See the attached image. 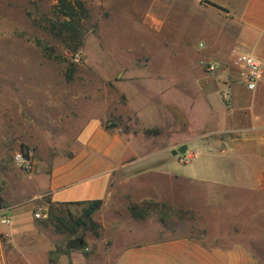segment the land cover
<instances>
[{"label":"rangeland","instance_id":"obj_1","mask_svg":"<svg viewBox=\"0 0 264 264\" xmlns=\"http://www.w3.org/2000/svg\"><path fill=\"white\" fill-rule=\"evenodd\" d=\"M64 5L73 6L82 32L75 53L49 31L52 23L69 20ZM178 9L157 7L155 0H0V204L9 209L32 198L36 174L73 150L77 131L90 118L124 135L141 165L126 172L92 214L96 229L87 225L60 235L42 224L54 239V264H112L118 247L134 241L137 232H155L161 221L154 204L159 177L146 171L162 159L171 162L157 168L171 165L181 175L250 178L241 154L227 148L220 154L213 113L219 105L213 100L209 108L202 101L203 89L220 82L222 20L214 11L188 20L186 8ZM208 64L217 69L208 72ZM182 145L186 152L170 157L168 151ZM17 151L32 158L31 173L14 164ZM60 209L73 219L82 212L77 206ZM130 210L143 216L133 218ZM43 211L48 208L31 209ZM164 222L165 228L185 223ZM1 235L0 264H24Z\"/></svg>","mask_w":264,"mask_h":264},{"label":"crops","instance_id":"obj_2","mask_svg":"<svg viewBox=\"0 0 264 264\" xmlns=\"http://www.w3.org/2000/svg\"><path fill=\"white\" fill-rule=\"evenodd\" d=\"M155 6H170L172 12L186 8L188 20L207 11L220 16V82L203 89L202 101L209 108L213 100L219 105L213 113L220 154L227 149L241 154L250 178L181 175L171 165L157 168L171 162L160 160L146 171L159 177L154 200L159 227L137 232L134 241L119 246L112 264H264V82L248 91L241 70L233 65L238 52L264 63V0H155ZM136 154L124 135L104 129L100 119L85 120L73 150L41 176L36 174L34 196L9 207L11 225L0 229L6 243L24 264H54V239L31 209L106 201L126 172L140 169L132 157ZM227 193L234 196L229 200ZM178 218L185 223L165 228L164 220ZM57 264L67 263L60 259Z\"/></svg>","mask_w":264,"mask_h":264},{"label":"trees","instance_id":"obj_3","mask_svg":"<svg viewBox=\"0 0 264 264\" xmlns=\"http://www.w3.org/2000/svg\"><path fill=\"white\" fill-rule=\"evenodd\" d=\"M210 6L220 10L217 6L210 4ZM65 10L64 17H68V21L52 23L49 27L50 33H53L55 36L59 37L62 41L64 47L75 53L80 50L82 46V32L79 26L74 21V8L70 5L62 6ZM83 11V10H82ZM108 130L107 128H104ZM102 205V201H91V202H81L74 204H59L56 206H49L48 208V218L46 220L40 221L41 224L49 223L53 227L55 233L57 234H69L73 235L79 227H86L87 225L91 226V229H96L97 226L93 224L91 216L94 212L98 211ZM67 206H77L82 207V212L77 219H73L68 213H65L60 208ZM146 212V211H145ZM130 213L133 218H140L141 214L130 210ZM93 231V230H92ZM94 235L96 232L94 231ZM2 236V235H1ZM3 238V236H2ZM2 243H6V239L1 240ZM78 247L79 245H75Z\"/></svg>","mask_w":264,"mask_h":264},{"label":"built area","instance_id":"obj_4","mask_svg":"<svg viewBox=\"0 0 264 264\" xmlns=\"http://www.w3.org/2000/svg\"><path fill=\"white\" fill-rule=\"evenodd\" d=\"M234 66L238 67L241 72L240 76L244 81L245 87L248 91H255L257 84L264 82V63L238 52L235 55ZM217 69L216 64H208L207 71L212 72ZM194 156V154H193ZM14 164L23 172L31 173L33 171V161L30 155L25 151H17L13 155ZM35 220H46L48 218L47 211L36 212L33 214ZM11 225V215L9 209L0 204V228H8ZM3 236L6 235L3 232Z\"/></svg>","mask_w":264,"mask_h":264},{"label":"water","instance_id":"obj_5","mask_svg":"<svg viewBox=\"0 0 264 264\" xmlns=\"http://www.w3.org/2000/svg\"><path fill=\"white\" fill-rule=\"evenodd\" d=\"M186 152V146L182 145L177 150H172L170 154L172 156L183 155Z\"/></svg>","mask_w":264,"mask_h":264}]
</instances>
